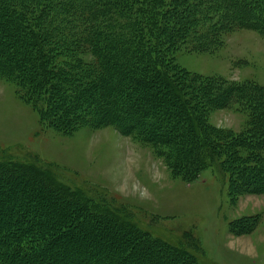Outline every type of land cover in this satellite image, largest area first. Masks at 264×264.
Masks as SVG:
<instances>
[{
	"label": "trees",
	"instance_id": "trees-1",
	"mask_svg": "<svg viewBox=\"0 0 264 264\" xmlns=\"http://www.w3.org/2000/svg\"><path fill=\"white\" fill-rule=\"evenodd\" d=\"M238 29L264 35V0H0V78L46 129L111 125L163 148L185 177L212 168L229 174L232 196L264 191V86L176 62ZM224 106L248 116L243 133L210 123ZM35 161L0 160V264H201L198 241L154 238L122 205Z\"/></svg>",
	"mask_w": 264,
	"mask_h": 264
},
{
	"label": "rangeland",
	"instance_id": "rangeland-1",
	"mask_svg": "<svg viewBox=\"0 0 264 264\" xmlns=\"http://www.w3.org/2000/svg\"><path fill=\"white\" fill-rule=\"evenodd\" d=\"M192 48L176 54L187 71L264 86V35L259 32H228L211 52ZM17 91L14 83L0 78V160L38 159L66 185L122 205L124 217L152 237L182 242L191 250L198 241L200 251L191 252L201 264H264V191L239 189L232 196L229 174L212 168L185 177L163 148L111 125L68 134L46 129ZM207 118L215 128L235 134L249 123L245 113L226 106L212 109ZM25 191L21 187L17 193L24 196Z\"/></svg>",
	"mask_w": 264,
	"mask_h": 264
},
{
	"label": "bare ground",
	"instance_id": "bare-ground-1",
	"mask_svg": "<svg viewBox=\"0 0 264 264\" xmlns=\"http://www.w3.org/2000/svg\"><path fill=\"white\" fill-rule=\"evenodd\" d=\"M7 200H8V198H7ZM4 201V200H3ZM8 202V201H7ZM2 204V203H1ZM6 206V205H5ZM5 209V208H4ZM7 215V214H6Z\"/></svg>",
	"mask_w": 264,
	"mask_h": 264
}]
</instances>
